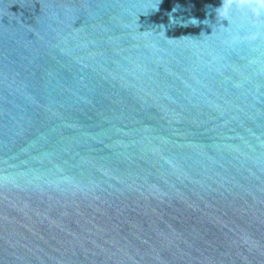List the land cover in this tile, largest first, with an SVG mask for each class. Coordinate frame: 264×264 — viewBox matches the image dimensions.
Segmentation results:
<instances>
[{
  "label": "water",
  "instance_id": "obj_1",
  "mask_svg": "<svg viewBox=\"0 0 264 264\" xmlns=\"http://www.w3.org/2000/svg\"><path fill=\"white\" fill-rule=\"evenodd\" d=\"M0 264H264V0H0Z\"/></svg>",
  "mask_w": 264,
  "mask_h": 264
}]
</instances>
